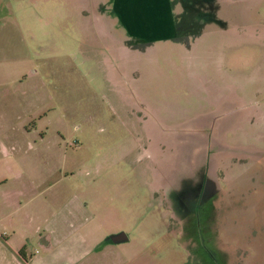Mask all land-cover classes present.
<instances>
[{
	"label": "rangeland",
	"instance_id": "obj_1",
	"mask_svg": "<svg viewBox=\"0 0 264 264\" xmlns=\"http://www.w3.org/2000/svg\"><path fill=\"white\" fill-rule=\"evenodd\" d=\"M200 1L211 15L192 11L205 21L197 33L179 22L176 38L152 47L133 46L115 19H102L104 31L80 0H0V256L18 246L41 258V237L76 221L102 239L95 248L110 245L99 257L110 264H194L187 233L209 250L220 243L210 227L254 259L264 0ZM236 102L251 105L238 126L213 125L209 136L200 115ZM221 145L239 148L237 159L221 158ZM202 171L217 180L218 200H198ZM184 204L194 219H181ZM118 232L127 240L104 239Z\"/></svg>",
	"mask_w": 264,
	"mask_h": 264
},
{
	"label": "crops",
	"instance_id": "obj_2",
	"mask_svg": "<svg viewBox=\"0 0 264 264\" xmlns=\"http://www.w3.org/2000/svg\"><path fill=\"white\" fill-rule=\"evenodd\" d=\"M100 4L104 5L103 11L98 10ZM78 7L85 13L91 10L100 12L101 18L98 19V17L95 23L100 21V26L104 31L107 28L102 19H115L116 24L124 29L125 36L129 39L136 37L167 41L166 39H173L177 34L173 15V12H176L175 8L172 10L171 0H112V8L108 0H80ZM155 44L157 42H153L152 47ZM70 225L72 228H69V231L53 228V235L50 234L49 238L41 237L39 242L44 247L41 258L28 260L23 254L26 253L25 248L23 247V252H21L18 246H15L16 249L12 247L8 249V252L4 250V255L0 256V264H110L107 259H99L111 249L110 245L95 248L102 241L97 233H88L83 229H78L76 221H72ZM83 232L87 233L83 234ZM187 236L185 241L189 259L195 255L198 258L196 260L195 257L194 264H264V227L254 231V259H244V255L249 252L235 244L222 241L217 231H214V236L219 238L220 243L208 246L209 250L204 247L206 245H196L193 233H187ZM104 239L111 241L108 237ZM2 246L0 244V249Z\"/></svg>",
	"mask_w": 264,
	"mask_h": 264
},
{
	"label": "flooded vegetation",
	"instance_id": "obj_3",
	"mask_svg": "<svg viewBox=\"0 0 264 264\" xmlns=\"http://www.w3.org/2000/svg\"><path fill=\"white\" fill-rule=\"evenodd\" d=\"M196 2V6L194 5V3ZM108 4H110L111 8H112V0H108ZM177 4V6H176ZM186 5H181L183 6V8H179L180 6H178V2L177 0H171V5H172V10L173 8H175V12L177 10V8L179 9V11H204L208 14V12H210L209 10V7H210V3H205L203 1H200V0H193V3H191V1L188 3H185ZM111 8H110V12H111ZM98 10L99 11H103L104 10V5L103 4H100L99 7H98ZM113 12V11H112ZM113 15V13H112ZM173 15H174V23L175 25L178 24V22H182V14L180 19H178V14L174 13L173 12ZM192 15L191 17H189L187 19L186 22H182V26H184L186 28V33L187 32H191L190 34H194L195 32L197 33L198 30L201 28V25L204 24V19H203V15H196L195 13L192 12ZM204 16L208 17L206 14H204ZM209 19V17H208ZM197 24H201V25H197ZM196 30V31H194ZM176 32L177 34L175 35L174 38H176V36H178L179 34V29L176 25ZM128 42H131V43H134L132 44L133 46H140V45H143V43L145 44H152L154 42V40H150V39H141L142 41L140 42L139 40L136 42L135 39H126ZM145 40V41H144ZM167 40V39H166ZM140 44V45H139ZM251 108V105L250 104H246V103H243V102H236L235 104L233 103L232 105L226 107L225 109L221 110V112H218V113H208L207 115L203 114V115H200V117H202V119H206V120H209L208 123H209V126H210V131L208 132L209 136H211V131L213 133V130L212 129V126H219V128L222 129V133L229 130V129H234L238 126L239 122L241 121V117H237V112L238 111H243L242 114H247V112L249 111V109ZM243 109V110H242ZM221 124V126L219 125ZM240 147V146H239ZM220 150L221 151H225V153L223 152V154L220 156L221 158L225 157V156H230L232 157L233 160H236L237 157H236V153L237 151L239 150V148H236V147H231V146H228V145H221L220 147ZM254 153L255 156H259L260 159H262L264 161V149L263 150H260V149H254L252 151ZM210 152L208 151L207 155L209 156ZM207 162H206V165H208V169H211L210 165V160L209 158L207 157ZM239 160H243V158H239ZM219 160L218 161H215L214 165H213V170L216 168V165L218 164ZM202 174H203V178H202V184H200V187H204V191H203V196L201 199H198L199 201H201L202 203H208L211 198H215L214 200H218L219 196H217L218 192H219V189L217 188L218 187V183H217V180L213 177H211L208 172H205V171H202ZM218 174L221 175V171L219 170L218 171ZM189 199V201L191 199H193V197H184V201L186 202V200ZM207 200V201H206ZM212 200V199H211ZM211 201L212 203H214L215 201ZM194 206V205H193ZM193 206H189V210L187 208H185V204L183 205V211L186 210V212L184 211L183 212V215H182V218L181 219H189L191 217V219H194L195 215L193 214L194 211H192L191 209H193ZM210 227V225H209ZM210 230H213V231H216L214 228L210 227L209 228Z\"/></svg>",
	"mask_w": 264,
	"mask_h": 264
},
{
	"label": "water",
	"instance_id": "obj_4",
	"mask_svg": "<svg viewBox=\"0 0 264 264\" xmlns=\"http://www.w3.org/2000/svg\"><path fill=\"white\" fill-rule=\"evenodd\" d=\"M108 239H110L113 242H120L126 240L127 236L123 232H118L108 236Z\"/></svg>",
	"mask_w": 264,
	"mask_h": 264
},
{
	"label": "trees",
	"instance_id": "obj_5",
	"mask_svg": "<svg viewBox=\"0 0 264 264\" xmlns=\"http://www.w3.org/2000/svg\"><path fill=\"white\" fill-rule=\"evenodd\" d=\"M188 13V14H187ZM208 14H210V12H208ZM211 15V14H210ZM213 15V14H212ZM191 16H193L192 15V12H189V11H184V14L182 15V22H186L187 21V19L189 18V17H191ZM190 19V18H189ZM181 22V23H182ZM177 25V27H178V25H179V22H178V24H176ZM197 25H201V24H197ZM178 29H179V27H178ZM194 31H196V30H194ZM186 34V33H185ZM177 37V36H176ZM132 39H135L136 40V42L139 40L140 42L142 41L140 38H136V37H133ZM145 41V40H144Z\"/></svg>",
	"mask_w": 264,
	"mask_h": 264
}]
</instances>
